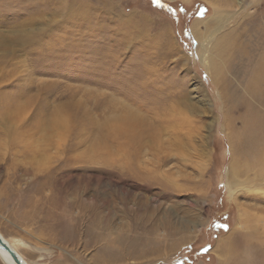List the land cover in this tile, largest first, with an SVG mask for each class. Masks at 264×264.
I'll list each match as a JSON object with an SVG mask.
<instances>
[{"label": "rangeland", "instance_id": "374dc122", "mask_svg": "<svg viewBox=\"0 0 264 264\" xmlns=\"http://www.w3.org/2000/svg\"><path fill=\"white\" fill-rule=\"evenodd\" d=\"M263 79L264 0H0V234L29 264H264V182L227 172Z\"/></svg>", "mask_w": 264, "mask_h": 264}, {"label": "bare ground", "instance_id": "6f19581e", "mask_svg": "<svg viewBox=\"0 0 264 264\" xmlns=\"http://www.w3.org/2000/svg\"><path fill=\"white\" fill-rule=\"evenodd\" d=\"M214 9H215V18H217L218 21H222V19H224L225 13L223 14L224 10L220 5H214ZM205 29V33L203 34L202 32L197 33L196 38H198L200 41L204 42L207 41L206 37L207 34L209 33V29L208 27H204ZM137 37V36H136ZM131 41V40H130ZM166 50V49H165ZM164 55V54H163ZM162 55V57H163ZM206 57V56H205ZM210 57L211 59H215L213 64H210V71L212 73L213 76L216 75V68H214V65H217V59L216 57L213 55V53H210ZM166 58V57H165ZM10 59V58H9ZM204 59V57H203ZM165 60V59H164ZM205 61V59H204ZM208 64V62H207ZM212 65V66H211ZM153 67V66H152ZM222 78V77H221ZM220 79V78H219ZM261 83V87L264 89V79L260 81ZM189 104L186 105V107ZM15 112V111H14ZM12 113V112H11ZM18 114V113H17ZM260 120L256 119L254 121V123L252 124L250 131L252 133V139H253V143L250 144L249 142L247 143L248 145L246 146H242L246 149H243V151L245 152V157L246 159H244L243 161L241 159H237L235 161V163H238V169H237V174L234 172L233 168H228V176L230 178V185H237V188L241 185H249L250 186H259L261 185L262 182H264V128L263 126L259 125ZM127 125V124H126ZM257 127V128H256ZM242 139V138H241ZM241 148V147H240ZM235 152H237V150L235 149ZM203 153V152H202ZM238 153V152H237ZM34 154V153H33ZM32 154V155H33ZM40 154V153H39ZM36 154L38 157V162L41 161L40 155ZM244 154V153H243ZM32 157V156H31ZM35 157V155H34ZM127 158V157H126ZM44 160V159H43ZM252 160V162H251ZM38 165V164H37ZM170 178V177H169ZM249 189V188H248ZM122 205V204H121ZM143 206V205H142ZM139 210V209H138ZM251 223V222H250ZM248 225V221L246 219H244L243 216H240L239 218V222H238V230L233 232V235L229 238V240H226L225 243H223V245L221 246V252H224L226 250H230L229 248L232 246V239H236L237 243H239L240 245L243 244L244 246H246L248 241H252L254 240V236H251L249 234L246 233V231H243V228L245 226ZM251 226V225H250ZM249 227V226H248ZM255 226H251V228ZM262 227V226H261ZM253 228V229H254ZM252 230V229H251ZM260 230V229H259ZM258 230V231H259ZM150 231V230H149ZM153 231V230H152ZM154 233V232H152ZM1 235V234H0ZM258 235V232H257ZM260 235V234H259ZM3 237V239L9 244L11 245V247L18 253V247L20 245H18L16 242H12V241H8L6 240V238L1 235ZM129 236V235H128ZM258 237V236H256ZM129 238V237H128ZM122 239V238H121ZM136 245V244H135ZM128 247V246H127ZM247 247V246H246ZM124 248V247H123ZM148 248V247H147ZM220 248V247H219ZM37 250V252L39 253H49L50 250H45V249H35ZM228 252V251H227ZM19 254V253H18ZM222 254V253H221ZM226 254V253H225ZM234 254V253H233ZM20 257L24 260V262L26 264H29L28 262H26V260L23 258V256L21 254H19ZM235 255V254H234ZM222 256V255H221ZM226 256V255H225ZM0 257L2 258L3 262L5 264H14L12 259H10V257L5 254L4 252L0 251ZM148 257V256H147ZM235 257V256H234ZM128 258V257H127ZM224 258V257H223ZM229 258V257H228ZM232 258V257H231ZM232 260V259H230ZM225 262V261H224ZM230 264H239L237 261L236 262H231Z\"/></svg>", "mask_w": 264, "mask_h": 264}, {"label": "water", "instance_id": "95a60500", "mask_svg": "<svg viewBox=\"0 0 264 264\" xmlns=\"http://www.w3.org/2000/svg\"><path fill=\"white\" fill-rule=\"evenodd\" d=\"M0 251L7 254L14 264H26L20 255L0 235Z\"/></svg>", "mask_w": 264, "mask_h": 264}, {"label": "snow or ice", "instance_id": "6c2138e0", "mask_svg": "<svg viewBox=\"0 0 264 264\" xmlns=\"http://www.w3.org/2000/svg\"><path fill=\"white\" fill-rule=\"evenodd\" d=\"M155 2H156L157 4H159V0H155Z\"/></svg>", "mask_w": 264, "mask_h": 264}]
</instances>
